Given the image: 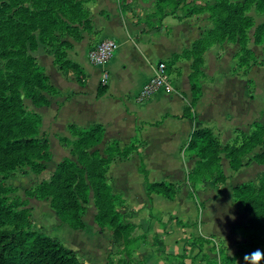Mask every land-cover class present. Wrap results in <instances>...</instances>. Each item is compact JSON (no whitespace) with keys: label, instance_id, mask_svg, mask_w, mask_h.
<instances>
[{"label":"crops","instance_id":"obj_1","mask_svg":"<svg viewBox=\"0 0 264 264\" xmlns=\"http://www.w3.org/2000/svg\"><path fill=\"white\" fill-rule=\"evenodd\" d=\"M96 3L93 0L91 6ZM111 7L107 10L103 5H96L95 10L89 11L92 31L97 32L98 40L111 39L117 44L106 67V79L102 81V70L87 59L91 49L89 33H83L82 39L72 42V49L67 51V59L78 64L87 75L83 85L77 83L73 74L53 65L59 70L51 67L57 81L71 86L61 90L51 84L50 76L45 73L49 84L61 93L56 96L59 107L55 126L58 129L60 119L64 123L58 130L68 132L70 125L86 129L100 124L104 127L100 145L104 148L113 141L119 149L133 141L138 143L136 151L127 159L111 162L106 174L112 194L123 201V207L118 210L123 222L133 227L130 240L116 246L109 242L106 246L122 253H105L106 247L102 246V255L98 256L102 257L103 264H222L221 253L234 259L239 247L249 242L241 229L250 217L234 201L232 189L244 183H256L264 172V165L251 161L234 172L225 154H221L225 182H204L194 190L187 177L197 159L185 149L190 135L198 129H211L225 145L234 141L238 131L248 135L254 123L264 124V91L249 88L254 82L251 73L255 67L246 75L233 72L236 45H215L208 49L203 56L201 96L191 110L193 120L183 117L185 107L191 102L189 60L174 64L181 71L174 80L169 75L173 93L159 92L138 102V92L153 75L156 64L166 63L174 54L189 49L203 30L197 29L201 25L187 32L176 27L177 32L171 37L161 34L163 31L139 32L126 11L116 7L115 1ZM35 57L41 68L40 60L52 63V57L47 54L37 52ZM233 61L234 65L223 70L227 62ZM100 85L103 90L98 94ZM174 101L179 103L177 110L172 106ZM130 161L134 162L138 175L127 167ZM141 164L149 183L166 182L176 187L173 200L158 194L147 197L144 177L139 172ZM56 222L57 219L53 220V225ZM233 264H244V261L237 259Z\"/></svg>","mask_w":264,"mask_h":264},{"label":"trees","instance_id":"obj_2","mask_svg":"<svg viewBox=\"0 0 264 264\" xmlns=\"http://www.w3.org/2000/svg\"><path fill=\"white\" fill-rule=\"evenodd\" d=\"M28 2L31 3L30 7L24 6L26 0H10L0 5V59L7 60L6 71L0 70V174L3 175V180L7 178L5 174L21 171L23 167H28L33 174L39 175L45 171V164L51 159L49 141L39 132L41 117L24 108L16 85L24 81L26 95L39 107L49 104L45 92L55 93L36 59L29 55L36 51L42 42L46 25L59 24L52 12L65 14L78 11L81 14L76 21H68L58 32H52L54 50L51 54L55 65L62 72L73 74L79 85H83L87 78L78 64L67 59V51L72 49V42L80 41L83 33L92 31L89 13L82 10L81 0H28ZM176 6L183 11V15L177 17L179 20L199 15L202 10L220 9L222 19H219V30L222 33L226 29V23L232 21L235 23L234 19L238 17L245 28L252 25L249 18L241 17L245 11L244 7L239 3H230L229 0H216L215 5L205 3L204 7L197 5L195 0H180ZM256 9L264 12V0L257 1ZM35 28H39L37 36L33 35ZM152 31L155 30H150ZM243 38L246 39L245 34ZM263 38L264 23L255 30V42L262 44ZM204 39L205 36L193 42L189 49L174 54L171 60L166 62L169 74L170 67L179 60H192L191 73L188 76L191 102L183 111V117L192 120L195 116L191 110L201 96L203 56L213 46ZM239 44L242 46V38ZM243 50L246 54H251L245 48ZM253 67H264V63L254 60L249 63L239 59L233 72L243 69L241 73L246 75ZM102 90L103 87L100 85L98 94H101ZM68 131L77 138L71 144L72 155L76 157V161L64 158L57 164L48 181L41 182L27 193L31 196L39 195L40 198L51 197L50 208L59 221L72 230H82L85 228L83 221L85 205L89 201V193L92 192L93 203L97 209L96 224L101 230L105 227L111 230L110 245L128 243L133 227L123 222L118 211L123 207V201L118 195L112 194L106 181V174L111 162L116 159H127L136 151L138 143L133 141L129 146L119 149L117 143L113 141L101 156L97 147L104 136L102 125L95 124L86 129L70 125ZM59 141L63 146L68 145V139L65 137ZM262 146L264 124L261 123H254L248 135L238 131L234 141L225 145L220 143L209 128L193 131L185 149L187 154L197 159L195 168L187 177L189 185L195 190L204 182L212 180L215 184L224 183L226 177L220 165L221 154H225L229 167L234 172L250 161L264 165V151L254 154L248 162L245 161V157ZM139 172L144 177L147 197L158 194L167 200L174 199L176 193L174 185L166 182L149 183L142 164ZM6 194L4 185H0V264H86L74 251L65 248L58 239L34 230L31 213L25 208L26 204L18 200L8 202ZM232 197L250 217L246 226L241 229L249 242L239 247L240 250L234 259L222 255V264H233L237 259L244 261L245 254L264 247V172L258 176L256 183L235 186L232 189Z\"/></svg>","mask_w":264,"mask_h":264},{"label":"rangeland","instance_id":"obj_3","mask_svg":"<svg viewBox=\"0 0 264 264\" xmlns=\"http://www.w3.org/2000/svg\"><path fill=\"white\" fill-rule=\"evenodd\" d=\"M10 0H0L1 3L9 2ZM24 6L30 7L31 3L26 0ZM116 3V7L121 11H126L128 19L132 23L133 27L137 29L139 32L146 33H159L164 34L167 37H171L173 34L177 32L176 27H181L184 31H192L196 27L200 32L201 39L205 36L204 41L208 42L209 45H226L227 47H232L236 45V52L233 56L235 61V68L237 66V62L239 59H243L248 61L262 62L264 63V38L262 44H258L255 42V30L256 28L264 23V12H259L256 9V3L258 0H229L230 3L242 5L245 11L242 13L241 17L249 18L252 21V25L249 27H244V24L240 20V18L234 19L235 23L229 22L226 23V29L222 33L219 30V19H222L220 16V9L216 8L214 10H202L201 14L193 16L191 19L179 20L177 17H181L183 15V11L177 8L176 4L180 0H114ZM113 0H97V3L92 7L91 3L93 0H81L82 10L89 13V11H93L97 6L103 5L107 10H110L112 5L114 4ZM190 1V0H187ZM123 2V5H122ZM195 3L201 7H204L205 3H209L210 5H215L216 0H195ZM90 7V9H89ZM75 12V13H74ZM72 13L65 12L60 14L58 12H52V15H55L58 19L57 25H46L45 33L42 36V39L37 47V50L29 55H32L36 61L37 57L35 54H47L52 57V63L48 62L47 59L40 60L41 65L43 66L46 75H49L51 78V84L60 87V89H66L67 86L71 89L70 85H62L59 81H57V71H59L55 66L54 58L52 56V52L54 50V43L52 41V32H58L61 29L62 25L68 23V21H76L81 14L78 11H74ZM60 14V15H59ZM90 19V17H89ZM91 21V19H90ZM135 25V26H134ZM137 26V27H136ZM150 30H155L150 32ZM39 28H35L33 30V35H38ZM182 32V31H181ZM185 33V32H182ZM56 34V33H54ZM91 35V48L94 45H98L102 40H98V34L96 31L89 32ZM246 35V39L243 38V35ZM242 38V46L239 44ZM197 41V40H195ZM211 46V47H213ZM191 47V46H190ZM210 47V48H211ZM225 47V46H224ZM209 48V49H210ZM245 48L251 54H246L243 50ZM225 50L227 48H224ZM223 51V48H221ZM204 59V58H203ZM188 59H181V62H184ZM234 61L227 62V65L223 67V70H226V66L234 65ZM7 60L0 59V70L6 71ZM189 74L191 73V64L192 60H189ZM39 66V62L37 63ZM40 67V66H39ZM52 67V68H51ZM203 67V65H202ZM201 67V72H202ZM31 68V67H30ZM29 68V69H30ZM41 68V67H40ZM43 68H41L43 70ZM169 75H171L174 80L178 74H180L181 68L177 66L170 67ZM233 68V70H235ZM43 70V71H44ZM243 69H239L238 72H242ZM58 73V72H57ZM254 82H251L249 88L253 90H261L264 91V67H255L251 73ZM24 81L17 83L16 89L19 91L20 97L22 99V103L24 108L27 111L35 112L41 117V127L39 129L40 135H45L49 141L50 145V154L51 159L49 162L45 164V171L39 175L33 174L28 167H23L21 171H16L13 174H5L7 177L5 180L2 179V174H0V185H4L7 194L5 197L8 202L12 203L16 200L26 204L27 209L30 210L31 219H32V228L37 230L38 232L44 233L48 236L58 239L61 244L72 251L75 252L77 257L86 264H103L102 257L98 256V254L102 255V246L106 247L110 242L111 230L109 228L100 229L97 226L95 221V215L97 213V209L94 206L92 199V192L89 193V201L85 205V214L83 216V221L85 223V228L82 230H72L68 226L63 225L59 222L58 218L54 214L53 210L50 208L51 197L40 198L37 195L31 196L27 193L28 190H34L36 186H38L43 181H48L52 173L54 172L57 164L62 161L64 158H69L73 161H76V157L72 155V143L77 139L72 134L67 132V130H58L62 128V124L64 123L62 119L59 120V125L55 126V118L57 114V107L59 104V100H57L56 96H59L61 93L57 91V88L49 84L51 88L55 90V93L45 92V96L49 100L48 105H52L51 107L43 106L39 107L35 105L32 100L26 95L24 87ZM254 84V85H253ZM175 110L178 109L179 103L174 101L172 104ZM258 121H261L259 119ZM81 129V128H80ZM252 131V130H251ZM251 131L248 133L250 134ZM67 138L68 145L63 146L59 141L60 138ZM65 147V148H63ZM105 148L102 145L98 147L99 154L102 156V151ZM264 151V146L258 147L255 151L245 157V161L248 162L249 159L256 153ZM190 156V155H189ZM192 156V155H191ZM251 163V161L249 162ZM127 164V167L130 170H135V164L133 161H130ZM257 165V164H255ZM131 172V171H130ZM135 174L138 175L135 170ZM134 177V172L131 175ZM141 178V176H139ZM3 180V182H2ZM231 181V179L229 180ZM56 222L53 225V220ZM51 226V227H50ZM51 229H53L51 231ZM74 235V236H73ZM75 242L80 244V247L76 245ZM219 243V242H218ZM82 244V245H81ZM220 244V243H219ZM91 249V250H90ZM93 249V251H92ZM116 249V248H115ZM219 249L221 250V246L219 245ZM259 249L263 250L264 247H259ZM105 253H122L118 250H109L106 247ZM221 255H224L221 253ZM112 259V257H111Z\"/></svg>","mask_w":264,"mask_h":264},{"label":"built area","instance_id":"obj_4","mask_svg":"<svg viewBox=\"0 0 264 264\" xmlns=\"http://www.w3.org/2000/svg\"><path fill=\"white\" fill-rule=\"evenodd\" d=\"M117 44L111 39H104L98 45L91 48L87 54L89 63L102 70V81L106 79L107 65L112 59ZM170 94L174 92L171 84L170 76L166 70V63L159 61L155 68L151 78L141 87L137 95V101L143 102L156 93Z\"/></svg>","mask_w":264,"mask_h":264},{"label":"clouds","instance_id":"obj_5","mask_svg":"<svg viewBox=\"0 0 264 264\" xmlns=\"http://www.w3.org/2000/svg\"><path fill=\"white\" fill-rule=\"evenodd\" d=\"M235 219V217H233ZM244 264H260L264 260V250L256 249L251 253H247L243 257Z\"/></svg>","mask_w":264,"mask_h":264}]
</instances>
